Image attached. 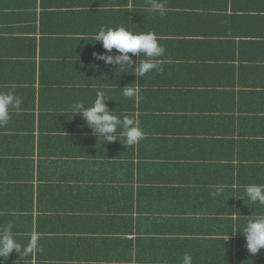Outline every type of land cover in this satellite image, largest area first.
Masks as SVG:
<instances>
[{"label":"crops","instance_id":"crops-1","mask_svg":"<svg viewBox=\"0 0 264 264\" xmlns=\"http://www.w3.org/2000/svg\"><path fill=\"white\" fill-rule=\"evenodd\" d=\"M151 2L0 0V91L32 117L0 136V229L10 224L21 245L0 264H182L185 253L192 264H264L240 232L264 215L245 193L264 184V0H160L164 16ZM125 21L168 39L154 58L162 72L138 77L140 58L120 68L84 47L83 27ZM72 58L87 71L65 69ZM56 73L59 111L38 89ZM77 88L91 95L80 100ZM98 91L139 122L136 145L105 142L74 116Z\"/></svg>","mask_w":264,"mask_h":264},{"label":"clouds","instance_id":"clouds-1","mask_svg":"<svg viewBox=\"0 0 264 264\" xmlns=\"http://www.w3.org/2000/svg\"><path fill=\"white\" fill-rule=\"evenodd\" d=\"M151 8L153 11L159 12L161 16L165 15V4L160 0H152ZM95 40L107 50L106 54L97 57L104 60L106 64H115L120 68L128 69L129 66L133 65L132 57L129 56L131 53L140 58L139 64L134 67L138 77H143L152 70L163 71L161 63L154 58L163 56L164 48L159 44L154 32H133L123 26L101 27L95 35ZM113 49L116 50L117 55L107 54L111 53ZM122 91L125 96L130 97L134 94L128 86ZM106 101L104 92L98 91L90 106H86L82 102L73 106L74 116L79 113L85 120L87 127L97 135V138H103L105 142L118 140V137L123 136L127 146L136 145L144 138V132L140 128L139 122L128 117L121 120L120 114H117L115 110H109ZM21 104V98L14 92L0 91V127L8 124L13 111L19 112L21 110ZM118 127L122 131L118 132ZM221 191V188H217L213 195H218ZM245 193L247 199L264 206V184L247 185ZM11 229L10 224L0 229V258L9 256L14 249L17 252L21 251V245L14 239ZM240 232L245 236L249 253L255 255L264 249V215L249 219ZM27 251H31V247ZM182 264H192L191 255L185 253Z\"/></svg>","mask_w":264,"mask_h":264},{"label":"trees","instance_id":"trees-1","mask_svg":"<svg viewBox=\"0 0 264 264\" xmlns=\"http://www.w3.org/2000/svg\"><path fill=\"white\" fill-rule=\"evenodd\" d=\"M150 6L151 5H148L147 11L148 12H154ZM130 13H131L130 14V19H131V18H133L135 16V14H137V11L131 10ZM119 26L126 27V28H128L129 30H131L133 32H139V31H146L147 32V29L139 28V27H137L136 24H131V23L127 22V21H125V23H123V25H119ZM83 28H86V29H84V34H88L89 35L88 38H87L88 39V42H85L86 44H84V45H86V46H84V47H87V46L95 47L96 48V53L98 54V56L101 55V54H104L103 52L104 51H107V50H105L103 48V46H102L101 43L96 42V40H95V35H96V33L98 31H96L95 28H93V29H90L88 27H83ZM161 39H164V38H161ZM167 42H168V39H166V38H165V40H161V43H162L163 47H167L168 46L167 45ZM116 54H117V52H116ZM65 55L67 56L68 53H66ZM131 56H132V58L134 57L132 54H131ZM93 59H97V58H93ZM81 61L82 60L76 61L75 58H72V60H70V61L69 60H67V61H61V63L63 62L66 65V68L65 69L75 68V71H80L81 73H85V71H87L88 67H84L83 66V62L81 64ZM53 62H54V64H57V63L59 64V61H53ZM102 63L104 64L105 62L102 60ZM100 64L101 63H96L95 66H98ZM93 65H94V63H93ZM81 79H82V77L80 76L78 78V81L81 80ZM63 82H65V79H64V75L63 74L60 75L59 77H57V73H56L55 75H53V78L50 79L49 81H46L45 78L42 77V76L39 77V87H38V89H39L40 93L43 94V96H45L47 94L50 95V91L53 92V93H51V95H50L51 97L49 99L41 100V101H43L46 104V106H47V101L49 100L48 106L51 103V106L49 108H52L55 105V103H54V100L55 99L54 98L60 97L62 95V91H59L58 88L51 87V86L52 85H59V84H61ZM83 82H84V80H83ZM85 82L86 83H90L89 82V79H88V81L85 80ZM75 83H76V81L73 80L72 81V84L75 85ZM72 92H73V96L74 95H75V97L80 96V100H84L86 96L91 95V92L88 89H86V88H82V89L77 88V89H75V91H72ZM104 95H105V99H106L107 94L104 93ZM60 98H62V97H60ZM94 100H95V96H91V98H90V100L88 102H82V101H80V102L84 103L86 106H90L91 103ZM106 104H107V101H106ZM56 107H53L52 110L55 109ZM70 107H71V105H70ZM63 108H65V107H63ZM21 110H23V111L26 110L23 107L22 104H21ZM55 111H59V110L58 109H55ZM20 113L21 112L16 113L15 111H13L12 114H11V119L8 122V124L6 126H4V127H0V129H1L0 130V136L1 137L13 139L16 134H19L21 132H24L25 130H27L30 127L31 112H28V113L22 112L21 114ZM193 157H195V156H193ZM129 229H131V228H129Z\"/></svg>","mask_w":264,"mask_h":264}]
</instances>
